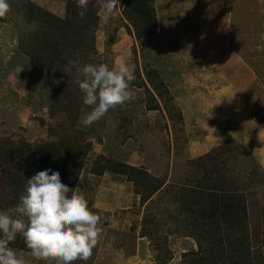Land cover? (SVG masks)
Instances as JSON below:
<instances>
[{"label": "rangeland", "instance_id": "1", "mask_svg": "<svg viewBox=\"0 0 264 264\" xmlns=\"http://www.w3.org/2000/svg\"><path fill=\"white\" fill-rule=\"evenodd\" d=\"M8 2L11 11L0 19V139L77 146L73 188L79 186L90 207L110 198L104 189L117 183L110 176L132 184V203L122 197L114 208H92L103 234L92 257L74 264H189L190 253L199 250L200 224L185 202L192 200L190 189L213 187L240 194L247 264H264V166L244 146L255 129L264 134V50L257 51L264 48V0H176L172 8L152 0L161 29L144 36L126 0L107 23L92 2L93 31L85 30L69 50L49 33L46 15L29 11L28 3L37 5L33 0ZM65 4L56 17L65 16ZM121 57L135 65L136 99L85 126L81 117L90 107L83 104L76 65L112 66ZM70 61L75 64L67 73ZM207 135L215 142L207 143ZM112 160L145 170L161 186L140 202L125 175L98 171ZM218 232L226 239L237 235L223 227ZM10 246L27 264H46Z\"/></svg>", "mask_w": 264, "mask_h": 264}, {"label": "clouds", "instance_id": "2", "mask_svg": "<svg viewBox=\"0 0 264 264\" xmlns=\"http://www.w3.org/2000/svg\"><path fill=\"white\" fill-rule=\"evenodd\" d=\"M89 3L90 0H76L77 7L82 9L81 18ZM118 5L119 0H95L101 22L107 23ZM10 11L8 0H0V19ZM260 39L264 40V33ZM262 50L257 47V51ZM73 64L69 62L67 73ZM76 73L83 104L90 107L81 117L85 126L102 119L110 109L136 99L135 65L126 58L116 59L112 66L103 62L76 65ZM94 207L98 205L90 207L79 186L69 188L62 183L58 171H38L27 179L15 208L11 212L0 210V264H27L23 253L10 246L18 235L31 256L46 264L88 261L103 234L101 216L92 210Z\"/></svg>", "mask_w": 264, "mask_h": 264}, {"label": "trees", "instance_id": "3", "mask_svg": "<svg viewBox=\"0 0 264 264\" xmlns=\"http://www.w3.org/2000/svg\"><path fill=\"white\" fill-rule=\"evenodd\" d=\"M92 2L95 6V0H90V3ZM151 2L152 0H126L125 2L124 8L129 17L132 16L136 20L137 30L142 36L152 35L157 31ZM90 3L83 18L79 16L82 9L77 7L76 0H66L63 18H58L31 2L27 7L31 13L35 10L47 16L49 33L62 39L64 43L62 50H69L70 46H77L80 40L78 38L85 36L83 35L85 30L90 28L92 30L95 26L94 7H91ZM78 149L77 146L69 147L65 142L45 141L33 146L29 143H12L6 139H0V210L15 208L20 195L25 191L27 179L38 171L46 169L58 171L62 183L73 188L79 172L76 168ZM104 168L125 175L126 179L134 184L135 193H141L140 202L147 200L162 184L159 179L145 170L124 162L112 160L111 164H106L98 171L101 172ZM190 193L192 200L185 202L184 209L189 214L196 215L195 223L200 224L198 226L200 230H197L200 252H194L196 255L190 253L191 256L187 252L183 254L184 257H191L189 264H247L249 258L246 251L249 245L244 233L246 207L241 202L240 194L202 189H190ZM183 197L186 196L183 195ZM262 218L264 221V206ZM222 227L228 228L237 235L229 239L224 238L218 232ZM213 230L218 233L214 239L210 233ZM224 241L228 244L226 250L223 248ZM213 243L216 244L215 249ZM12 245L18 249L30 251L19 235Z\"/></svg>", "mask_w": 264, "mask_h": 264}, {"label": "crops", "instance_id": "4", "mask_svg": "<svg viewBox=\"0 0 264 264\" xmlns=\"http://www.w3.org/2000/svg\"><path fill=\"white\" fill-rule=\"evenodd\" d=\"M38 6H40L41 8H43L44 10L55 14L57 16H62V14H64V0H33ZM172 0H165L164 3V7L166 6L167 8H172L174 6V3L177 4L176 0H173L172 2H170ZM173 4V5H172ZM176 6V5H175ZM174 6V7H175ZM168 12L166 11V14ZM157 19H158V14H157ZM161 29L160 27V20L158 19L157 21V31L159 32ZM248 140L244 143L245 147L251 148V150L254 152L255 155H257L260 159V163L262 166H264V134L261 133L259 130L253 131L252 134H250V136H247ZM193 140L192 142H196V144L198 145V140L196 139H191ZM205 140L207 143H214L215 142V137L214 136H205ZM194 146L193 145V150L195 149V152H198L199 146ZM210 147V146H209ZM209 147H206L207 150ZM202 149V148H200ZM193 153V152H192ZM110 177H114V179L116 180V184L113 185L111 188L104 189V191H107L110 193V198L108 199H101V198H97V200H95V205H98V208L104 209V208H108V207H115L118 206V202L119 199H121L122 197H125L129 202L132 203V196H133V190H132V184L127 182L126 180H123L125 183H123V181H121L122 179L117 176H110ZM215 190H222L220 189H216V188H212ZM107 192H105L104 194H108ZM132 199V200H131ZM130 203V204H131ZM126 205V206H130ZM125 206V207H126Z\"/></svg>", "mask_w": 264, "mask_h": 264}]
</instances>
